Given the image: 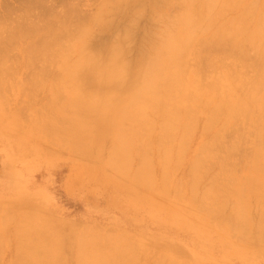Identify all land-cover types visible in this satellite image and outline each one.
<instances>
[{
  "label": "rangeland",
  "instance_id": "rangeland-1",
  "mask_svg": "<svg viewBox=\"0 0 264 264\" xmlns=\"http://www.w3.org/2000/svg\"><path fill=\"white\" fill-rule=\"evenodd\" d=\"M21 1L20 0H0V14L3 12V9L7 8V5H9L11 9H14L16 6L19 7L18 4ZM104 1H106V0H103L102 4H104ZM112 1L109 3L110 6L112 3H114L113 6H111L112 7L111 10L108 13L106 12L107 14L105 16L103 15V20H105L106 22L103 21L102 23H99L98 26H97V24L94 25L92 20L94 18V15H96L95 14L96 11H98L97 9L102 8L101 7L102 5L99 3V2H101V0L100 1L99 0H48L49 3H46V5H49V7L51 6L53 8V11L56 8L55 9L56 15H57L56 11L57 12L59 11L61 13L60 10L62 9V12H63V9H65L64 6L69 7V4H71V3L79 5V7H80L78 9L79 11L75 12V14L72 15L73 17L71 16L70 21L68 19V21L72 22V23H69L67 21L68 23L65 22V24H70V26H68V28L72 27V29L71 28L68 29L70 34L76 32L78 28L80 30V26H82V30L88 31L87 34H89L90 39L91 38L92 39H91V41H89V44H87V45L89 46L90 49L92 48V50H95L96 48H98V49L103 48V46L111 44L114 41L116 42V40L121 41L123 39L124 40L123 47L126 50L125 52H127V54L125 55V61L127 64L128 63L130 64L131 68H130L129 72L131 74H134L136 72L135 71L136 65L138 62H140L142 57L147 56L148 53L150 55L152 43L155 41V39H157L156 38L157 36L155 37V34L157 35V32H159L161 30V28H163V25L165 24V22L167 24L169 21L173 20L172 17L175 16L176 10H177V12H179L180 8L178 11V9H176V8H178V6H176V4H172L175 2L171 3V0H170V4H171L170 7H169L170 4L168 6H166V4H164L163 2L161 3L162 0L161 1L157 0V1H159L160 4H162V6L160 8L164 7L163 9L165 11L164 15L162 16L163 20L160 21L159 18H156L157 15L155 13H153V11H152L153 8H151L152 4H150V3H153V0H151L152 2H150V0H130L131 2H129L128 6L126 4V5L122 6L124 8L119 7L120 9L116 6L119 3L114 2L115 0L113 2ZM239 1H241V0H239ZM252 1H253V3H252ZM45 2H47V0L46 1L44 0L43 3H45ZM242 2H244L246 4H248L249 2L252 3L251 6H253V7L257 6L256 9L253 8L254 10L257 11V8L258 9L260 8V5L262 3H264V0H242ZM50 3L54 4L55 8ZM67 3H68V6H67ZM250 3L248 5H250ZM106 4H108V3L106 2ZM173 5H175L176 8L173 7ZM254 5H256V6H254ZM12 6L14 8H12ZM110 6L108 5V9H110ZM113 7L115 9L117 7L119 10L116 9V11L112 12V10H115V9H113ZM16 8L14 10H16ZM45 8H47V6ZM59 12H58V14H60ZM16 14H18V13H16ZM165 15H168V16H165ZM167 17H169L170 19L168 18L166 20ZM171 18H172V20H171ZM161 22L164 24L158 25V23L160 24ZM71 24L74 27L71 26ZM76 24L79 27H77ZM79 24H81V25H79ZM75 27H77V28H75ZM158 27H161V28H159V31L157 30ZM63 29L67 30V28H63ZM37 33H38V35H40L42 32L40 33V31H39ZM44 35H46V34L42 33L40 36L43 37V39H45ZM41 37L36 36V34L33 35V38L36 39V41H38L39 39L42 40ZM199 39H202V38H199ZM199 39H198V41H199ZM33 41L36 42L35 40H33ZM198 41L196 43H198ZM40 42H42V41H40ZM201 42H199V45H201V47H202L201 48L199 46L201 48V51L198 48V44H197V45H195L197 48L194 46L195 50L197 49V51L191 52V55L187 54V56L185 58V60L187 59L186 63H188V64H186V66H188V65L189 66L186 67L187 68L186 70L188 73L185 72V73H187V76H186L187 77V83H186V85H184L185 87H183L184 91L183 90L182 91L186 96L190 95L189 96L190 100L191 101L193 100V103H194V99L197 98L196 100H198L200 98L201 104L195 103V105L198 104L197 108H198V106L201 107V105H202L204 107L206 105V109L207 108L208 109L206 110V109H204L205 108L204 107L203 113H202V109L200 107H199L200 109H198L197 113L195 112V110H193L194 114L196 113L197 115L195 114L193 119L190 118L193 121L195 119V121L193 123H190V124H192L191 126L192 127L194 126L195 128L191 127L192 130L190 129L189 130L190 132L189 133L187 132L188 134L186 133L187 134L186 138L188 137L187 141H189V142H187V141H185V142L188 145L185 142L182 145H180L181 143L177 139L178 137H176L177 140L175 138H174V140H172V139H168V140L166 139L165 140L163 138L164 141H161L160 139H162V137H164V136L160 132L156 133V129H158V128H156V126H157L156 124L158 122V126H159L160 122L158 120H160V119H159V117L155 116L158 119L157 120L153 116L152 120H154V129H152V130H154V132L152 134L150 133L152 136L149 134L151 137L148 136L147 132H144V136L142 137V139L145 137V141H144V139L142 141V139L140 138L141 140H138V142L140 144L138 143L139 145L137 144L136 148L134 146V151L131 152V154L133 156L131 155V157H130L131 162L129 160L131 167L128 164V168H126V170H125L127 173L124 171L123 172L120 171V173H118L119 170L115 169L107 161V159L110 160L109 155L111 153V150H109V149L112 146V142H111L109 136H107L109 138L103 137L98 145L95 143V141L89 142V143H91V145H90V148L88 149V151L83 150V152L81 151L82 152L81 153L77 149L73 148V146L70 144L69 141L71 138L68 137L69 138L68 139L65 136L66 139L65 138L64 139L66 141H68V142H66L63 139V137L60 138L62 136L61 133L57 132V134H56L54 132L55 133L54 134L53 132H50V130L52 131L51 127H49L50 130L48 129V127L46 128V126H45L46 124L44 121H46V119H47L52 124L55 123L59 129H61V128L63 129L64 128V122H63L64 119L63 118L65 117V113L69 114L70 112H72V111L69 112L68 111L69 107L67 108L66 106H70L69 103H71L73 96L71 94H69L72 96V98H71V96H69L67 93L65 94V92H67L69 90L66 89L65 83L60 82L58 80V75L60 78V75L62 76L64 74L63 73L64 70H62L63 72L61 71L62 67L49 64V65L54 67V68H52L51 66H49L45 63L44 64L46 66H44L42 63V60H36V61H34L31 69L28 67L24 68L22 66L24 64L21 65L20 64L21 61L18 60V58H16L17 61L16 60L13 61V58H10V60L13 62V65L15 62L16 63L18 61L20 62V63H18L20 65H17V66L15 65V67H14L12 65V62L9 61V59H7L8 65L10 64L8 69H10V66H13V70H14V68H15V70L13 71L12 69H10L14 73V75L12 74L13 78L10 79V77H9L10 81H9V79H7L8 81L7 80L5 81L6 85L5 84L3 85V83L0 85V107H1L0 108V226L2 225L0 227V250H1L0 251V254H1L0 264H13V263L17 264V261H20L22 264H26V263L32 264V262L28 259V257L31 258L32 255H34L33 258H36V262L37 263L41 262V264H43V263L44 264L45 263L50 264V262L52 264L53 260L56 262V263L54 262L53 264H61L60 263L61 261H62V264H75V263L78 264V259H77L78 254L77 253L81 252L83 249H84L83 251L86 253L87 252H89V253L90 252H92V253L97 252L96 250H94V248L96 249V247H97V246L94 247V244L98 243V242H92V241H95V239H96V241H98L97 239L100 238L101 235H102V237H101V239H99L101 242L99 241L100 244H98L97 250H99L101 245H102L104 247H101V250H99L102 252V249L105 250V248H108L107 246H109L111 243L112 244L110 246H112L114 244L115 252L112 251V250H114L113 249L114 247L112 246L113 248L109 247V248H112L111 253H109V254L111 255L112 258H113L112 254H114L116 256V257H114L117 259V261L115 260L116 262H118V260L120 259V261H119L120 264L121 263L122 264H165V263L166 264L167 263L172 264L169 262L170 259L173 262L175 261L177 264H179L180 262H181L180 264H184V263L194 264L193 263L194 261H196L195 264H264V244H263L264 239H263V243H262L260 241V239L257 238L259 229H257L258 227H256L261 222V220H260L261 217H262V220L264 217V216H261V215H264L263 214L264 213V198L261 197V194L254 192L250 187V185H252V182L255 181L254 179H256V176L261 175L260 172L262 171V169H264V167H263L264 162L262 161V157L264 158V146L262 145L263 147L261 146L262 147L261 148V147H259V145H257L258 143L256 144V142L258 141L257 136L259 133V130H258L259 127L258 126L262 123L261 119H264V114H263L264 113V93H262V94L260 93V95H259V98H260L259 103L261 105L259 107L260 109L258 108L259 109L258 110L255 107L257 109L256 110L255 108H253V110L250 111L249 114H246V115H250L249 118L244 115L245 117L240 116L241 118L237 117V119H234V120L232 119L230 121L228 120L225 123L226 125L224 124L222 126L223 129L221 127L222 122L217 124L218 126L215 125L214 127H212V129H211V127H209L210 129H208V130H206L205 128L202 129V126L205 123L204 120H206V117H207L206 116L204 118V116H205L204 114L207 111V115H208L209 110L214 108V106H213L214 103H215V105H216V103H218V101H215V100H218V98L223 96V94H222V96L220 94V93H223V90H224V88L222 90V83H219L217 81L218 84L221 85L220 86L221 89H218L220 87L217 86L218 87L217 88L215 86V85H218L215 83V81L218 78H220L224 74V72H226L227 75L230 72L232 74H234L233 72H235V69L238 70L237 72H241V73H243L245 71L243 73V75L246 74L247 77H249V78L256 77V74H254L255 72L252 73V71H254L253 68H251V66H253V63L257 61L256 60L257 59L256 51L254 49L252 50V48L248 47V45L246 46L247 48L244 46L245 48L243 47L242 50H244V49L246 50L247 53L245 52V50H244V52L246 53L247 56L243 57L244 59L240 58L241 59L240 60V59H238L239 55L236 56L235 53H232L231 50H229L230 48H228V46L226 47V50L227 49L228 50L224 51L225 49L222 50V49H220L221 47H219V46L216 47V49H215V47H214L215 45L213 44V46H211L212 49L210 50L209 48H211V47H208V49H206L207 48V47L205 48L206 45L205 46L203 45L205 48L204 49L202 44H200ZM223 47L225 48L224 45H223ZM213 48H214V50H213ZM217 48L220 49L219 51H223V55L227 54L230 51L232 56L229 55L230 52L228 53V55H225V57L223 55H220L222 52H219L217 50ZM202 49H203L204 53H203ZM209 50H210V52H209ZM215 50L217 52H219L218 53V59H217V55H216ZM212 51H214L215 53ZM254 51H255V55H254ZM205 52L209 53L210 57H212L211 54L212 55L215 54L214 55L215 57L214 56L212 57L214 64H218L222 60L220 62V64L223 63L222 64L223 67L221 68L222 70H217V68H216L213 71V69H211V68L209 69V67L207 65V63H208L207 59H209V62L211 59L208 57V54H207V56H203V55H206ZM224 52H227V53H224ZM146 53H147V55H145ZM255 57H256V59H255ZM215 58L218 62L216 60H214ZM204 59H206V60L204 61ZM242 59L245 60L244 61L245 63L242 61ZM235 60H238V62ZM39 61H41L42 64ZM206 61H207V63L204 64ZM236 62H237V64H236ZM251 62H252V64H250ZM38 63H40V64H38ZM5 64L3 65L4 68L6 67ZM220 64H218V65L221 67L222 65H220ZM226 64L228 65V67ZM230 64H232V65H230ZM246 64H248L250 67ZM196 65H197V67H196ZM241 65H243V67H245L244 65H246V67H245L246 69L243 68ZM254 65H255V63H254ZM59 67H60V69H59ZM234 67H236V68L234 69ZM237 67H238V69H237ZM47 68H49V69H47ZM57 68L59 70H55ZM193 68L195 71H198V73L196 72L195 76L198 74L197 76L198 77L200 76L201 77L200 79L198 77H196L197 79L195 77H192V76H194ZM16 69H17V71H16ZM239 69H241V71ZM10 70L8 71L9 73L7 72L9 75H11V73H12V72L10 73ZM50 71L52 73H50ZM57 71H59V72L57 73ZM220 71L222 72V74L218 73ZM35 72H38V73H35ZM32 73H34V74H32ZM189 73L192 74V76H189ZM199 73H200V75H199ZM31 75L35 76V78H38V79L39 78L41 79L43 76V78H44L43 80L46 79V83L44 85L45 87L41 86L40 89L41 88L42 89L41 90L39 89L40 91L35 90V88H36L35 87L34 91H32L33 87L29 83V77H31ZM212 75H214V76H212ZM246 75L244 76V78L246 77ZM47 77H49V79ZM212 80L213 81L215 80V81L213 82ZM192 81L194 84L192 83ZM211 81L214 84H212ZM10 82H11V84H10ZM50 82L52 84H55V85L57 83H53V82H60V86L58 84V86H56L57 89L56 90L54 89L55 91H53V88H55V85L50 86V84H51ZM203 83L205 85H207L209 83L208 86L210 85L211 87L210 86L206 87ZM48 86H50L49 89H47ZM52 86H53V88H52ZM200 86H201V88H200ZM212 86L216 90L214 92H217L219 95H217V93L212 92V90H214ZM231 86H233V85L231 84ZM196 87L198 88L197 89L198 91L200 89V92L196 91ZM51 88H52V91L54 92V94L50 91ZM187 88H189L191 90V92L189 89L187 91L186 90ZM210 88H211V90H210ZM4 89H6V90H4ZM37 89H38V87H37ZM58 89L64 93H62V95H61V93H60V95H59V93H55V92H57ZM206 89H207V91H205ZM225 89H226V87H225ZM233 89H234V87H233ZM218 90H221V91L218 92ZM226 90H224V92H226ZM1 91L5 92L4 93L5 96ZM208 91L212 92V93H209ZM201 92H203V93L205 92V93L202 95ZM7 93H8V95H7ZM188 93H192V94H188ZM196 94H198V95H196ZM206 94H208V95H206ZM192 95H194V96H192ZM200 95H202V96H200ZM231 96L236 98L239 96V94L234 93ZM206 100H209V102ZM34 101H36V103ZM205 101L208 102L209 104L206 103ZM46 102H47V104H46ZM67 102H69V103H67ZM203 102H205L206 104H204ZM66 103H67V105H66ZM50 104H52V105H50ZM54 104L56 105V107ZM207 105H208V107H207ZM50 108L52 109V111H50L51 110ZM197 108L195 106V108H193V109H197ZM262 108H263V110H262ZM54 109H55V112L53 111ZM200 110H201V114H200ZM254 110H256V111H254ZM210 111H212V110H210ZM257 111L260 113H257ZM46 112L49 114H47ZM68 114L66 116H68ZM71 114H73V113H71ZM255 114H258V116L256 115L257 116L256 117ZM61 115H63V118L61 117ZM251 116H253V117H251ZM261 116L263 118H261ZM51 117H52L53 121H55V122H53L51 120ZM53 117H55V118H53ZM57 117H58V119H57ZM247 118L250 120H248ZM252 118L253 119L255 118L254 121ZM251 119H252V121H251ZM259 121H261V122H259ZM228 122H230V123H228ZM247 122H248V124H247ZM249 122H250V124H249ZM237 123H238V125H237ZM241 123H244V124H241ZM41 124L43 125V127H41ZM58 125H60V127ZM256 125H258V126H256ZM65 126H67V125H65ZM219 126L221 128H219ZM241 128H243V129H241ZM263 129H264V127H263ZM47 130H49V131H47ZM148 132H150V131H148ZM217 132H219V133H217ZM222 132L224 134H222ZM50 133H53V134H50ZM182 134L186 135L185 132H182ZM58 135L59 136L61 135V136L58 138ZM213 136H214V138H213ZM159 137H160V139H158ZM215 137H216V139H215ZM156 139H158L160 141L158 142V140L156 141ZM146 140H148L149 142ZM169 140L173 141V142L170 143ZM211 140L213 142L212 144L210 143ZM218 140H219V142L216 143V141H218ZM160 142H162V143H160ZM167 142L170 143L171 146ZM144 143H146L147 145ZM149 143H151V144H149ZM93 144H94V146H92ZM142 144L146 145L145 146V148H147L146 152L149 156L148 155H145V156L147 159L148 158L150 159V166H152V168L150 170V174H149V180H148L149 183L147 185L144 184V186H141L142 181L140 183H136V181H134V177H133L134 171H135L134 168L138 167L136 164L139 165V162L142 161V160H138L141 157L140 155H142V153L140 154V152H141L140 148L137 149ZM162 144H164L165 146ZM202 144H203V146H202ZM209 144H211V145H209ZM213 144H214V146H212ZM95 145H97V146H95ZM144 145H142V146H144ZM186 145L188 147H186ZM206 145H209L212 147L208 148V146L206 147ZM218 145H220V146H218ZM70 146H72V147H70ZM200 146H202V148ZM231 146H232V148H231ZM108 147H110V148H108ZM184 147L187 149H185ZM203 147H205V149ZM256 147H257V149L259 148L260 150L259 149L255 150ZM173 148L174 149L176 148V149L174 150ZM182 148H184V149H182ZM224 148L226 150H224ZM199 149L200 150L204 149V150L200 151ZM209 149L211 151V154L210 153H208V154L211 155L210 157L212 159L209 157V160H208L207 157L209 155L207 156L206 155L207 153L205 151L208 152ZM159 150L162 152H163V150H165V152H164L165 154L161 153ZM167 150H168V152H169V150L171 151L170 156H169L170 162L167 160V158H168L167 157V154H168ZM177 151H178V153L181 152L184 154H181V153L178 154V153H176ZM85 152H88L90 155L88 153H86V154H88L86 156ZM203 152H205V153H203ZM260 152H261V154H260ZM108 153H109V155L106 156ZM160 153L163 154V156H161ZM212 153H214V154H212ZM158 154L160 157H163V160L160 159ZM176 154L180 155L179 159H181V157L183 158V159H181L182 161L180 160V163H179L178 158L175 159L174 155H176ZM251 155H252V157L253 156L254 157L252 158ZM198 156H200L201 161L202 160L203 161H202V164L200 167L201 168L200 172H198V171L195 172L194 168L193 169L191 168V167H193L192 166L193 163H195L192 161H193V159L197 160L196 158ZM215 156H216V158H215ZM95 157H97V158H95ZM157 157H158V159H157ZM171 157H172V160H171ZM142 158H144L143 155H142L141 159ZM205 158H206V162L204 160ZM136 160H138V161H136ZM174 161H176V162H174ZM151 162H152V164H151ZM159 162L161 163L160 165H159ZM108 165H109V167L111 166V168L114 171L112 169H110L108 167ZM167 166H169V167L166 168ZM259 166H261V167H259ZM162 168L167 169V170L165 171ZM190 168L192 170H194L193 171L194 174L189 172L191 170ZM254 168H256L255 170L258 172H256L255 170L253 172ZM258 168H260V169H258ZM117 170H118V172H117L118 174L115 173ZM163 170H164V172H167V174L162 173ZM259 170H260V172H259ZM224 171L226 173H223ZM228 172L229 173L231 172V173L229 174ZM262 172L264 173V170ZM116 174L120 175V177L118 176L119 179H117ZM128 174L131 177V178L129 177L131 180L127 177ZM164 174L167 177L170 175L169 178L166 177L168 180L165 178L168 182V183L166 182L167 184L164 182L166 180L163 179L165 177ZM195 174H196V177L199 176V177H197L198 181H196V183L190 181L192 179L196 180L195 176L193 178V175H195ZM216 174H218V175H216ZM220 174H221V176H220ZM191 175H192V177H191ZM217 176L218 177L220 176V178L218 179ZM226 176H227V178H226ZM124 177L125 178L127 177V179L126 180L123 179ZM189 178H192V179H189ZM224 178H226V179H224ZM260 178H261V176H260ZM213 180H214V182H213ZM189 181H190V184L188 185ZM197 182H198V185H195V184H197ZM144 183H145V181H144ZM212 183L213 184L215 183V184L213 185ZM216 183H218V184H216ZM192 184H194L193 187H192ZM135 185L137 188L135 187ZM161 185H164L163 188L161 187ZM212 185H213V187H210V189H211L210 194H208V196L205 199L207 201H205V202L202 201V199H204L205 197L204 198H203V196L201 197L200 194L203 195V193H204L203 190L205 188H206L205 189L206 191L205 190L204 191H205V193H207V190L209 189L208 187L212 186ZM189 186L192 188H195V190H199V191H197V193L199 195H197L195 190H193V192H195L194 194H192V192H189L190 190L192 191V188H190ZM194 186H197V189ZM215 186H217V187H215ZM148 187H150V188L148 189ZM188 187L190 188V190L188 189ZM239 187H241V188H239ZM200 188L201 189L203 188V190H202L203 193L200 192ZM132 190L133 191L135 190V191L133 192ZM146 190H147V192H146ZM242 191H243V193H242ZM135 192H137V193H135ZM141 193H143L144 195ZM230 193H232V194H230ZM195 195L198 198H200V197L201 198L198 199L197 197H195ZM237 195H238V197H237ZM147 196L150 198H148ZM193 196H194L195 200L193 199ZM213 196H214V198H212ZM191 198L196 203H194L192 200H190ZM237 198H239V199H237ZM189 200L192 202H190ZM198 200H200V202L197 203ZM208 200H210L211 205H210ZM214 200H215V202L213 204ZM220 200L222 201V203H220L221 202ZM238 200H241V201L239 202ZM203 203H204V205H207V204L209 206L213 205L212 207L208 208L209 214H208V210L206 209L208 207V205H207V207L206 206L203 207V205H202ZM216 203H217V205H215ZM219 203H220V205H219ZM224 203H225V205H224ZM258 204H260V205H258ZM214 205L217 207H214ZM223 206L226 207L225 209L227 210V212L225 209L223 211V214L220 213L222 211L217 212V208L219 207L220 208L219 210H222ZM230 206H231V208L228 209ZM234 206L235 207L237 206V208H235ZM205 209H206L207 213H206ZM232 209H234V210L237 209L236 211L237 212L239 211V214L242 213L243 215L241 214V217H240L239 214L238 215L235 214V213H237L235 211H234L235 212L234 214L236 216L232 215L233 214ZM258 209H259V211H258ZM32 211L37 212V214L32 212ZM38 212H39L40 218H38L39 217ZM258 212H259V214H258ZM228 213H229V215L232 213L230 215V217L227 215ZM31 214H36V216L32 215V216H34V218H33L31 216ZM220 214H222V217L220 216ZM218 215H219V218L221 217L222 219L224 217H226V215H227L229 217V219H228V217H226V218H224V220H222L221 218H220V220H218L219 219V218H217ZM11 216H13V217H11ZM231 216H232V218L240 217L239 218V219H241L240 222L242 221V218L244 219L242 221V223L238 222L239 224L238 223H235V224H238L236 226H238L239 228H241L242 226H246L247 230L249 231V232H247V231L245 232V233H247V235H246L247 238L245 237V235L243 236L244 238L243 237L240 238V236H237V232H238V235H241L240 231L236 230V228H234L235 229L234 231H233V229L231 231L229 228V227H231V225L230 226H229V224L226 225V223H229V221L231 220ZM3 217H4V219H3L4 221L1 219ZM27 217H29L30 219ZM257 218L260 220V222H259V220H256ZM34 219H35V221H34ZM36 219H39V220H36ZM225 219L226 220L228 219V221H226ZM239 219H236V220H239ZM234 221H235V219H233V223H234ZM18 222H19V224H18ZM30 222H31V224H30ZM42 222H44V226L42 225L43 224ZM3 223H5V225H3ZM25 223H27L28 225ZM252 223L255 225L257 223L258 224L256 226H254V225H252ZM32 224L34 225V227L31 226ZM235 224H232V227L235 226ZM240 224H241V227L239 226ZM35 225H36V228H35ZM40 225H42V226H40ZM189 225L195 227V229H197L198 232L200 233L201 237L199 235L195 234L196 231L189 228ZM48 226H50V227H48ZM227 226H229V227H227ZM18 227H20V229H17ZM30 227L33 229V232L34 231L37 232V229H38L39 231L37 233L38 234L41 233L42 236L40 235V237H39V235L36 232L33 233L32 229ZM51 227H53V228L51 229ZM93 227H95V228L97 227V229L96 230H95V228L92 229ZM221 227H223V228H221ZM238 227H237V229H238ZM89 228L91 230H89ZM243 228H245V227H243ZM246 228L244 230H246ZM53 229H55L56 231H59L60 233L55 231L56 232V235H55V232ZM87 229L89 230V232L91 231L93 235L95 233L96 236L95 237L92 236V237H94V238H92L94 240H92V241L89 240V239H91V237H90L91 235L88 234L89 232ZM25 230H27V232L30 230L31 233L30 232L27 233ZM79 230H80V232H79ZM239 230H241V229H239ZM244 230L243 231L241 230L243 234H244ZM18 231L23 235H21ZM47 231H49V232L51 231L54 234H51V233L49 234ZM68 231H71V232H68ZM17 232H18L19 236H21V238H22V236H24L25 232H26L25 233L26 235L24 236V238H22L20 240V237L18 236ZM42 232L44 234H42ZM85 232H86V234H88L89 237H87ZM100 232H101V234H100ZM113 232H115V233H113ZM46 233H48V234H46ZM57 233L59 234L60 237L57 235ZM63 233H65V235ZM78 233L85 234V236L83 235V237H85V238L74 237L76 235L79 237ZM120 233H122V235ZM252 233H256L257 237L256 238L253 237L255 235ZM7 234H8V236H7ZM106 234L109 235V239H110V237H112L113 241H111L112 240L111 239L110 240L111 243H108V242L106 243V241L104 239L102 242V238ZM125 234H126V237H127V235H128V237L131 236L130 238L127 237L128 238L127 241L125 240V242H128V244L130 242L129 245L127 243H126L127 244L126 245L124 240L122 241V239H124V237H125V236L123 237V235H125ZM116 235L121 236L123 238L119 239L120 237H117ZM57 236L59 239L57 238ZM97 236H98V238H96ZM115 236H116V238H114ZM37 237H39L38 239H41V240L39 241L37 239ZM106 237H108V236H106ZM126 237H125V239H126ZM252 238H253V240H252ZM33 239L36 241H34ZM84 239L86 240V242H84L85 241ZM201 239H202V241H201ZM238 239H242L241 241H243V242H240ZM245 239H246V241H245ZM256 239H257V242H256ZM24 240H26V241L28 240L30 243H27L28 241L26 242ZM59 240H61L63 243ZM70 240H71L72 244L70 243ZM133 240H135L134 242L136 244L133 243ZM55 241L58 245L55 243ZM74 241H76V242H74ZM88 241H91L89 243L94 248H92V246H90L89 244H86ZM119 241H122L121 247H120ZM38 242H39V244H40V242L43 243V244H41L40 248L36 246V245H38ZM44 242L45 243L46 242L52 243V244H50V243L49 244H50V246L53 245V247H51V248L49 247V248L51 249V251L53 250V248H55V250L57 249V252H55V250L51 252L48 249L47 243L45 244L46 245L45 246ZM1 243L2 244L4 243V244L2 245ZM35 243H36V245H35ZM77 243H78V245H77ZM25 245H27L30 248V250L32 249L31 252L32 251L33 252L29 253L30 250H28L29 248L27 246L25 247ZM32 245H35L33 248L36 251L33 248H31ZM42 245L45 246L44 248L48 249L50 252H47V250L45 252V250L43 248L41 249ZM54 245H55V247H54ZM66 245L69 247H66ZM72 245H73V247H72ZM95 245H97V244H95ZM23 246L26 249L28 248L26 253H24L26 251V249ZM2 247H3V249H2ZM14 248L16 250L17 249L20 250V252H18V250L16 251ZM118 248L119 249L121 248L120 253H117V252H119ZM123 248H124V254H125V252H127L126 255L127 256L129 255L132 257V258L128 257L129 258L128 260H130L129 262H127L128 261V260H126L127 258L125 259L124 256L121 254L123 251ZM60 249H62L63 251L61 250L62 251L61 252ZM77 249H79V250L77 251ZM13 250H15V252ZM21 250H23L22 254H21ZM104 250H103V253H100L98 251L100 254H98V253H96V254L101 255V258L105 257V254H107V253L104 252ZM106 250H109V249H106ZM41 251L44 253H47L48 255L51 253L50 256L52 255L51 256L52 261L49 259L50 257L47 256V254L44 255V253L42 254ZM70 251H72V253ZM17 252L20 254L18 255ZM37 252L40 254V256L42 255L44 257H40L39 254H37ZM60 252H61V254H60ZM75 252H76V256H74ZM89 253H88V255H89ZM23 254H25V255H23ZM102 254H104V256H102ZM118 254H120V255L118 256ZM28 255H30V256H28ZM126 255H125V257H126ZM21 256L24 257V259H26L28 262L26 260L24 261V259ZM57 256H58V258H57ZM161 256L163 258L166 257V259L164 258L165 261L163 260V258ZM134 257H137V259H135V262L133 261V263H132L131 261H132V259H134ZM167 257H169V259ZM15 258H16V260H14ZM42 258L45 259V262ZM88 258H90V261L92 263L95 260L94 257L92 258V260H91L90 256H88ZM88 258L86 259L87 263L90 262V261H87ZM106 258H108V257H106ZM46 259H48L47 262H46ZM62 259L63 260L65 259V260L63 261ZM104 260H105V258H104ZM20 262H18V264H21ZM104 262L106 263V260ZM119 262L117 264H119ZM161 262H163V263H161ZM84 264H85V262H84ZM99 264H101V262H99ZM111 264H115V263H111Z\"/></svg>",
  "mask_w": 264,
  "mask_h": 264
},
{
  "label": "bare ground",
  "instance_id": "bare-ground-1",
  "mask_svg": "<svg viewBox=\"0 0 264 264\" xmlns=\"http://www.w3.org/2000/svg\"><path fill=\"white\" fill-rule=\"evenodd\" d=\"M21 1V0H20ZM46 1V0H45ZM100 1V0H99ZM110 0H106L104 1V4H102L103 0H101V2H99L102 6V8L100 9H97L98 11H96V15H94V18L92 20L93 24H98L99 23H102L103 21V15L105 16L110 10H111V6H113L114 3L111 4L110 6ZM114 1V0H113ZM112 1V2H113ZM157 0H153V3H150L152 4L151 5V8H153V13H155L157 15L156 18H159L160 21H162V16L164 15V7L163 8H160L162 6V4L159 3V1ZM44 0H22L18 5L19 7H15L16 10H14L15 8L12 6V8L14 9H11L9 5H7V8L6 9H3V12L0 14V85L3 83V85L5 84V81L7 79H12V74L14 75V73L10 70L12 69L13 70V66L15 67V65H22L24 68L25 67H28V68H32V65L34 63V61L36 60H42V63L44 66H46L45 64L49 65H56V66H60L62 67L61 71L64 70V74L61 76L60 75V78H59V75H58V80L60 82H63L65 83V86H66V89L69 90L67 92H65V94L67 93L68 95L71 94L73 96V99L71 101V103L67 102L70 104V106H66L67 103H66V107L68 109V111H72L68 114V116H66L67 114L65 113V117L63 118V115H61V117L64 119V128L62 129H59L57 127V125L55 123H51L50 121H48L46 119L45 122V126L46 128L48 127V129L50 130L49 127H51L52 131L50 130V132H55L57 134L58 133H61L62 136L60 137L58 135V138H62L63 139L65 138H71L70 139V144L73 146V148L77 149L78 151H82L83 150H87L90 148V145L91 141H95V143L98 145L100 143V141L102 140L103 137H107L109 136L110 137V140L112 142V146L109 150H111V153L109 155V153L106 155V156H110V160L107 159V161L110 163V165H112L115 169H118V170L115 172V173H120V171H124L126 172V168H128V164L129 166L131 167L130 165V162H131V152L134 151V146L136 148V145L139 143L138 140H141L142 137L144 136V132H147L148 133V136H150L154 130V120H152L153 116L155 117H159L160 120H158L156 117V119L160 122L159 126H158V122H157V126L156 128V133L157 132H160L164 137H162V139H160V137L158 139H160L161 141H164L163 138L166 140L168 139H172L174 140V138L176 139V137H178L177 139L180 141V145H182L185 141H187V134L190 132L189 130L191 129V125L190 123H193L195 121L192 120L194 118V115L198 112V109H202V113H203V110L206 109V105L203 107L201 105L198 106L197 108V105L200 103L201 104V101H200V98L198 100L194 99V103H193V100L191 101L190 100V95L189 96H186L183 91V87H185L184 85H186L187 83V68L188 66H186V56L187 54L191 55V52L193 51H197V49L195 50L194 46L198 44V48L200 49L201 51V45H199V42H201L200 44H202V46L206 45L205 48L208 49V47H211L213 46V44L215 45V49L216 47H221L220 49L224 50V51H227L226 50V47L228 46V48H230L229 50H231L232 53H235L236 56L239 55V58H243V57H246V50L244 52L243 47L247 46L248 47H251L252 50L254 49L256 51V55H257V59L255 57V59L257 60L254 65L253 63V66H251V68H253L255 72L254 74H256V77L254 78H244L245 75H243V73L241 72H237L238 70L235 69V72H233L234 74H232L231 72L227 75L226 72H224V74L218 78L215 83L218 84L219 83H222V90L224 88V90H226V92H224L223 90V93H220L221 96L223 94L222 97L218 98V100H215V101H218V103H214V108L213 109H210L212 111L209 110V113L207 115V111L206 113L204 114V118L206 117V120H204V124L202 126V129L205 128L206 130L210 129L209 127H214L215 125L218 126L217 124L221 123V127L229 120H234V119H237V117H240V116H246L249 118L250 115H246V114H249L250 111L253 110V108H259L261 105L259 103L260 101V98H259V95L260 93H264V3H262L260 5V8L258 9L257 8V11L254 10L256 9V7H253L251 6V4L253 3H250V5L239 1V0H171V3L172 2H175V3H172V4H176V6H178V8H176L175 5H173V7H175L176 9H178L179 11V8H180V13L177 12L176 10V14L175 16H173V20L171 18L172 21H167L168 23L165 24L164 23H158V25H163V28L161 27H158V31H159V28H161V30L159 32H157V35L155 34V37L157 39H155V41L152 43V46H151V52H150V55L148 53L145 54L147 56H144L142 57V59L140 60V62L137 63L136 65V72L134 74H131L129 72L130 70V64L126 63L125 61V55L127 54V52H125L126 50L124 49L123 47V42L124 40L122 39L121 41H117L116 42L112 41L113 43L111 44H108L106 46H103V48H96L95 50H92V48L90 49L89 46L87 44H89V41H91L90 39V36L89 34H87L88 31L86 30H82V26H80V30L79 28L77 29L76 32L70 34L69 33V30L68 29H72V27L68 28V26H70V24H65L68 23L71 19V16L73 14H75V12L79 11L78 9L80 8L79 5H76V4H69V7H65V9H63V12H62V9L60 10L61 13L58 14V12L56 11L57 15L55 14V7H54V4L50 3L53 5V7L55 8L54 11H53V8L49 5H46V3H49L48 0L47 2L43 3ZM106 2L108 4H106ZM114 2H118L119 4L116 5L118 8L121 7V8H124L122 6L126 5L128 6L129 2H131L130 0H115ZM150 2H152L150 0ZM164 3L166 4V6H168L170 4V0H162L161 3ZM47 8H45L46 6ZM99 4V5H100ZM108 5L110 6V9H108ZM45 6V7H44ZM67 6H68V3H67ZM115 6V5H114ZM171 6V4L169 5V7ZM63 7V6H62ZM116 7L117 10H119L118 8ZM168 7V8H169ZM254 8V9H253ZM113 9H115L113 7ZM115 10H112L113 11H116ZM81 11V10H80ZM121 11V10H120ZM119 11V12H120ZM107 12V13H106ZM18 13V14H16ZM81 13V12H80ZM105 13V14H104ZM178 13V14H177ZM165 16H168V15H165ZM73 17V16H72ZM93 17V16H92ZM154 17V18H155ZM171 17V16H170ZM169 17L166 18V20L168 19ZM69 19V21H68ZM170 19V18H169ZM156 20V19H155ZM158 20V19H157ZM165 20V21H166ZM68 21V22H67ZM159 21V20H158ZM91 22V23H92ZM106 22V21H105ZM157 22V21H156ZM69 23H72V22H69ZM108 23V22H107ZM110 23V22H109ZM65 24V25H64ZM106 24V23H105ZM75 25V24H74ZM77 25V24H76ZM81 25V24H79ZM103 25V24H102ZM65 26V27H64ZM71 26H73L71 24ZM100 26V25H99ZM105 26V25H104ZM74 27V26H73ZM77 27H79L77 25ZM75 27V28H77ZM63 28H67L66 29H63ZM74 28V29H75ZM99 28V27H98ZM108 28V27H107ZM62 29V30H61ZM61 30V31H60ZM127 30V29H126ZM40 33H45L46 35L45 36V39H43V37H41L40 35H38L37 32ZM71 31V30H70ZM36 34V36H39L41 37L42 40H38L36 41V39L33 38V35ZM77 34V35H76ZM127 35V34H126ZM125 37V36H124ZM127 38V37H126ZM199 38H202V39H199ZM125 39V38H124ZM199 39V41H198ZM33 40H35L36 42H34ZM42 41V42H40ZM126 41V40H125ZM198 41V43H196ZM211 42V43H210ZM43 44V45H42ZM223 45L225 46V48L223 47ZM201 48H200V47ZM203 46V48H204ZM88 47V48H87ZM196 47V46H195ZM244 47V48H245ZM94 48V47H93ZM197 48V47H196ZM204 48V49H205ZM247 48V47H246ZM127 49V48H126ZM210 50L212 49L209 48ZM220 49L217 48V50L219 51ZM209 50V52H210ZM214 50V48H213ZM199 51V52H200ZM203 51V49H202ZM216 51V50H215ZM248 51V50H247ZM255 51H254V55H255ZM214 52V51H212ZM219 52H222L220 55H223V51H219ZM216 51V55H217V59H218V53ZM230 52V51H229ZM228 52V53H229ZM230 52V56H232ZM250 52V51H249ZM204 53V51H203ZM206 53V52H205ZM215 53V52H214ZM224 53H227V52H224ZM225 54V55H228ZM193 54V53H192ZM200 54V53H199ZM208 54V57L212 60V57L215 55H212V57H210L209 53H206V55H203V56H207ZM225 55H223L225 57ZM234 55V54H233ZM142 56V55H141ZM202 56V55H201ZM200 56V57H201ZM215 57V56H214ZM228 57V56H227ZM251 57V56H250ZM10 58H13V61L16 60V58H18V60L21 61V63L18 61L17 63L15 62L14 65H13V62L10 60ZM206 58V57H205ZM221 58V57H220ZM234 58V57H233ZM12 62V65L13 66H10V69L9 68V65H8V60ZM229 59V58H228ZM232 59V58H231ZM244 59V58H243ZM242 61L244 62L245 60ZM248 59V58H247ZM200 60V59H199ZM206 59H204L205 61ZM208 60V63L207 61L204 63L208 65L209 69H216L217 70H222L221 68L223 67V63L220 64V61L218 64L222 65L221 67L218 65V64H214V61L212 62L210 60L209 62V59ZM216 60V58L214 59ZM234 60V59H233ZM241 60V59H240ZM239 60V61H240ZM249 60V59H248ZM17 61V60H16ZM217 61V60H216ZM215 61V62H216ZM238 62V60H235ZM7 62V63H6ZM41 63V61H39ZM203 62V61H202ZM218 62V61H217ZM236 62V64H237ZM6 63V64H5ZM20 63V64H18ZM38 63V64H40ZM41 63V64H42ZM45 63V64H44ZM198 63V62H197ZM245 63V62H244ZM243 63V64H244ZM248 63V62H247ZM5 64V68L3 67V65ZM234 64V63H233ZM241 64V63H240ZM252 64V62L250 63ZM8 65V66H7ZM49 65V66H51ZM227 65V64H226ZM232 65V64H230ZM229 65V66H230ZM248 65V64H246ZM246 65H244L246 67ZM206 66V65H205ZM243 67V65H241ZM249 66V65H248ZM52 68H54L53 66H51ZM59 67V69H60ZM197 67V65H196ZM207 67V66H206ZM207 67V68H208ZM228 67V65H227ZM231 67V66H230ZM233 67V66H232ZM243 67V68H245ZM250 67V66H249ZM43 68V67H42ZM56 68V67H55ZM135 68V67H134ZM219 68V69H218ZM225 68V67H224ZM241 68V67H240ZM242 68V69H243ZM49 69V68H47ZM58 68L55 69V70H59ZM191 69V68H190ZM208 69V70H209ZM227 69V68H226ZM225 69V70H226ZM238 69V67H237ZM246 69V68H245ZM248 69V68H247ZM10 70V73L11 75H9L8 71ZM15 70V68H14ZM13 70V71H14ZM51 70V69H50ZM54 70V69H53ZM192 70V69H191ZM190 70V71H191ZM194 70V68H193ZM206 70V69H205ZM224 70V71H225ZM231 70V69H230ZM241 71V69H239ZM252 70V69H251ZM250 70V71H251ZM17 71V69H16ZM35 71V70H34ZM227 71V70H226ZM6 72V73H5ZM8 72V73H7ZM43 72V71H42ZM59 71H57L58 73ZM187 72V73H185ZM196 72L198 73V71H195L193 72L194 76H192V74L189 73V76H192V77H198L197 75L195 76ZM35 73H38V72H35ZM46 73V72H45ZM50 73H52L50 71ZM192 73V72H191ZM219 74L222 72H218ZM228 73V72H227ZM251 73V74H252ZM34 74V73H32ZM40 74V73H39ZM44 74V73H43ZM42 74V75H43ZM56 74V73H55ZM216 74V73H215ZM214 74V75H215ZM232 74V75H231ZM200 75V73H199ZM212 75V76H214ZM226 75V76H225ZM41 76V75H40ZM47 76V75H46ZM209 76V75H208ZM219 76V75H218ZM250 76V75H249ZM56 77V76H55ZM207 77V76H206ZM210 77V76H209ZM216 77V76H215ZM49 79V77H47ZM57 78V77H56ZM199 79L201 78L200 76L198 77ZM208 78V77H207ZM9 79V81H10ZM43 76L42 78L38 79V78H35V76H32L29 77V83L30 85L33 87L32 88V91H34V88L35 90L37 91H40V87L43 86L45 87V83H46V79L43 80ZM197 79V78H196ZM198 79V80H199ZM57 80V79H56ZM195 80V79H194ZM208 80V79H207ZM8 81V80H7ZM191 81V80H190ZM204 81V80H203ZM213 81V80H212ZM211 81V83H212ZM213 81V82H214ZM218 81V82H217ZM60 82H53V83H57L56 85L55 84H50L51 85H55V88H53V91H55L57 89L56 86H60ZM206 82V81H205ZM208 82V81H207ZM7 83V82H6ZM19 83V82H18ZM62 83V84H63ZM189 83V82H188ZM193 83V81H192ZM201 83V82H200ZM199 83V84H200ZM11 84V82H10ZM28 84V83H27ZM194 84V83H193ZM204 84V83H203ZM209 84V83H208ZM207 85H205L206 87H209ZM214 84V83H212ZM231 84L233 86H231ZM6 85V84H5ZM29 85V86H30ZM188 85V84H187ZM198 85V84H197ZM202 85V84H201ZM235 85V86H234ZM47 89H49V87ZM195 86V85H194ZM203 86V85H202ZM204 86V87H205ZM216 87L217 86H221L220 84L218 85H215ZM231 86V87H230ZM38 87V89H37ZM64 87V86H63ZM211 87V86H210ZM213 87V86H212ZM226 87V89H225ZM234 87V89H233ZM236 87V88H235ZM52 88L50 89V91L54 94V92L52 91ZM60 88V87H59ZM201 88V86H200ZM218 88V87H217ZM40 89V90H39ZM44 89V88H43ZM55 89V90H54ZM189 88H187L186 90L188 91ZM198 88L196 87V91ZM203 89V88H202ZM205 89V88H204ZM214 89V87H213ZM218 89H221L218 88ZM6 90V89H4ZM183 90V91H182ZM190 90V89H189ZM209 90V89H208ZM211 90V88H210ZM31 91V92H32ZM36 91V92H37ZM59 91V92H58ZM207 91V89L205 90ZM216 91L215 89L212 90V92ZM221 91V90H218V92ZM2 92V91H1ZM191 92V90H190ZM200 92V89L199 91ZM209 92V91H208ZM207 92V93H208ZM212 92H209V93H212ZM3 94L5 92H2ZM51 93V94H52ZM55 93H64V92H61L59 89L57 90V92ZM187 93V92H186ZM193 93V92H192ZM192 93H188V94H192ZM197 93V92H196ZM202 95L205 93L201 92ZM200 93V94H201ZM214 93H217V92H214ZM234 93H238L239 96L234 98L232 97L231 95L234 94ZM37 94V93H36ZM39 94V93H38ZM52 94V95H53ZM187 94V95H188ZM8 95V93H7ZM50 95V94H49ZM57 95V94H56ZM64 95V94H63ZM69 95V96H71ZM198 95V94H196ZM200 95V96H202ZM208 95V94H206ZM217 95H219L217 93ZM216 95V96H217ZM3 96V95H2ZM5 96V94H4ZM35 96V95H34ZM58 96V95H57ZM65 96V95H64ZM71 96V98H72ZM194 96V95H192ZM191 96V97H192ZM237 96V95H236ZM37 97V96H36ZM232 97V98H231ZM261 97V96H260ZM4 98V97H3ZM54 98V97H53ZM193 98V97H192ZM195 98V97H194ZM209 98V97H208ZM231 98V99H230ZM29 99V98H28ZM210 99V98H209ZM233 99V100H232ZM31 100V99H30ZM33 100V99H32ZM36 100V99H35ZM51 100V99H50ZM54 100V99H53ZM220 100V101H219ZM263 100V99H262ZM57 101V100H56ZM196 101V102H195ZM198 101V102H197ZM200 101V102H199ZM204 101V100H203ZM209 102V100H206ZM205 101V102H206ZM36 103V101H34ZM48 102V101H47ZM46 102V104H47ZM55 102V101H54ZM58 102V101H57ZM203 102L204 104L208 103V102ZM53 103V102H52ZM195 103H198L195 105ZM32 104V103H31ZM34 104V103H33ZM49 104V103H48ZM57 104V103H56ZM209 104V103H208ZM2 105V104H1ZM45 105V104H44ZM52 105V104H50ZM55 105V104H54ZM197 109H193L195 108V106ZM37 106V105H36ZM193 106V107H192ZM212 106V107H213ZM3 107V106H2ZM51 107V106H50ZM56 107V105H55ZM64 107V106H63ZM200 107V108H199ZM208 107V105H207ZM211 107V108H212ZM1 108V107H0ZM49 108V107H48ZM53 108V107H52ZM204 108V109H203ZM255 108V109H256ZM51 109V108H50ZM65 109V108H64ZM208 109V108H207ZM206 109V110H207ZM256 109V110H257ZM260 109V108H259ZM258 109V110H259ZM57 110V109H56ZM193 110H195V114L193 112ZM197 110V111H196ZM254 110V111H256ZM263 110V108H262ZM41 111V110H40ZM52 111V109L50 110ZM55 112V109L53 110ZM37 112V111H36ZM262 112V111H261ZM47 113V112H46ZM73 113V114H71ZM193 113V114H192ZM257 113H260L257 111ZM49 114V113H47ZM62 114V113H61ZM200 114H201V110H200ZM264 114V113H263ZM197 115V114H196ZM258 116V114H255V116ZM260 115V114H259ZM262 115V114H261ZM152 116V117H151ZM192 116V117H191ZM244 116V117H245ZM254 116V115H253ZM251 116V117H253ZM254 116V117H255ZM256 116V117H257ZM263 116V115H262ZM261 116V118H263ZM43 117V116H42ZM45 117V116H44ZM49 117V116H48ZM60 117V116H59ZM196 117V116H195ZM224 117V118H223ZM250 117V118H251ZM55 118V117H53ZM154 118V119H155ZM192 118V119H190ZM241 118V117H240ZM247 118V119H248ZM259 118V117H258ZM58 119V117H57ZM239 119V118H238ZM253 119V118H252ZM251 119V121H252ZM255 119V118H254ZM253 119V121H254ZM257 119V118H256ZM50 120V119H49ZM51 120L53 121L52 117H51ZM250 120V119H248ZM262 120V123L258 126L259 127V133H258V141L256 142L257 145H259V147H261L262 145L264 146V119H261ZM38 121V120H37ZM239 121V120H238ZM244 121V120H243ZM250 121V122H251ZM55 122V121H53ZM242 122V121H241ZM249 122V124H250ZM258 122V121H257ZM261 122V121H259ZM230 123V122H228ZM236 123V122H235ZM43 124V123H42ZM41 124V127H43V125ZM241 124H244V123H241ZM248 124V122H247ZM259 124V123H258ZM67 125V126H65ZM226 125V124H225ZM238 125V123H237ZM253 125V124H252ZM60 127V125H58ZM206 126V127H205ZM236 126V125H235ZM242 126V125H241ZM244 126V125H243ZM246 126V125H245ZM194 127V126H193ZM192 127V128H193ZM219 126V128H221ZM225 127V126H224ZM195 128V127H194ZM42 129V128H41ZM40 129V130H41ZM151 129V130H150ZM223 129V127H222ZM243 129V128H241ZM47 130V131H49ZM192 130V129H191ZM150 131V132H148ZM152 131V132H151ZM210 131V130H209ZM218 131V130H217ZM231 131V130H230ZM255 131V130H254ZM182 132H185L186 135L182 134ZM206 132V131H205ZM256 132V131H255ZM48 133V132H47ZM53 133H50V134H53ZM54 133V134H55ZM151 133V134H150ZM219 133V132H217ZM227 133V132H226ZM233 133V132H232ZM241 133V132H240ZM150 134V135H149ZM222 134H224L222 132ZM236 134V133H235ZM56 136V135H55ZM152 136V135H151ZM150 136V137H151ZM219 136V135H218ZM243 136V135H242ZM107 137V138H109ZM158 137V136H157ZM221 137V136H220ZM65 138V139H66ZM68 138V139H69ZM141 138V139H140ZM214 138V136H213ZM64 139V140H65ZM67 139V140H68ZM144 141H145V137L143 138ZM142 139V141H143ZM149 139V138H148ZM156 139V141L158 140ZM176 139V140H177ZM186 139V140H185ZM216 139V137H215ZM63 140V141H64ZM109 140V141H110ZM158 140V142L160 141ZM213 140V139H212ZM211 140V144L213 143ZM66 141V140H65ZM148 141V140H146ZM170 141V140H169ZM168 141V142H169ZM240 141V140H239ZM238 141V142H239ZM68 142V141H66ZM104 142V141H103ZM106 142V141H105ZM137 142V143H136ZM149 142V141H148ZM157 142V143H158ZM167 142V143H168ZM173 142V141H170V143ZM189 142V141H187ZM208 142V143H209ZM215 142V141H214ZM219 142L216 141V143ZM64 143V142H63ZM62 143V144H63ZM136 143V144H135ZM162 143V142H160ZM168 143V144H170ZM177 143V144H178ZM186 143V142H185ZM241 143V142H240ZM239 143V144H240ZM245 143V142H244ZM65 144V143H64ZM67 144V143H66ZM140 144V143H139ZM138 144V145H139ZM146 144V143H144ZM142 144V145H144ZM151 144V143H149ZM165 144V143H164ZM162 144V145H164ZM178 144V145H179ZM187 144V143H186ZM209 144V145H211ZM215 144V143H214ZM214 144L212 146H214ZM95 145V146H97ZM140 146L138 147L137 149L140 148L141 152L140 154L142 153V155L144 156V158L141 159L142 155H140L141 157L138 159V160H142L139 162V165L136 164L138 167L137 168H134L135 171H134V181H136V183H140L142 181V185L141 186H144V184H148L149 183V174H150V170L152 168V166H150V159L146 158L145 155H148L147 152H146V149L145 146L147 145H144V146ZM177 145V146H178ZM188 145V144H187ZM186 145V147H188ZM209 145H206V147L208 146V148L212 147V146H209ZM256 145V146H257ZM62 146V145H61ZM70 146V147H72ZM94 146V144L92 145ZM165 146V145H164ZM171 146V144H170ZM174 146V145H173ZM172 146V147H173ZM203 146V144H202ZM202 146H200L202 148ZM220 146V145H218ZM223 146V145H222ZM221 146V147H222ZM226 146V145H225ZM236 146V145H235ZM262 146V147H263ZM176 147V146H175ZM180 147V146H179ZM220 147V148H221ZM230 147V146H229ZM228 147V148H229ZM238 147V146H237ZM261 147V148H262ZM100 148V147H99ZM150 148V147H149ZM185 148V147H184ZM182 148V149H184ZM205 149V147H203ZM232 148V146H231ZM145 149V150H144ZM161 149V148H160ZM163 149V148H162ZM172 149V148H171ZM174 149V148H173ZM176 149V148H175ZM174 149V150H175ZM187 149V148H185ZM203 149V150H204ZM207 149V148H206ZM212 149V148H211ZM259 149V148H258ZM257 147L255 150H258ZM74 150V149H73ZM139 150V151H140ZM200 150V149H199ZM203 150H200V151H203ZM216 150V149H215ZM224 150H226L224 148ZM231 150V149H230ZM233 150V149H232ZM237 150V149H236ZM260 150V149H259ZM160 151V150H159ZM262 151V150H261ZM13 152V151H12ZM73 152V151H72ZM81 152V153H82ZM103 152V151H102ZM109 152V151H108ZM138 152V151H137ZM161 153H164L165 150L160 151ZM170 150L168 152L167 150V160L170 162L169 160V156H170ZM207 154V156L209 155L208 153L211 154V151L210 149L207 151H205ZM203 152V153H205ZM216 152V151H215ZM88 153V152H85V154ZM136 153V152H135ZM149 153V152H148ZM160 153V154H161ZM178 153V151L176 152ZM181 152H179L178 154H180ZM89 154V153H88ZM86 154V156L88 155ZM165 154V153H164ZM174 155L175 156V159L178 158L179 160V163H180V160L183 159L181 157L180 158V155ZM181 154H184V153H181ZM202 154V153H201ZM214 154V153H212ZM254 154V153H253ZM257 154V153H256ZM261 154V152H260ZM15 155V154H14ZM80 155V154H79ZM90 155V154H89ZM179 157H178V156ZM204 155V154H203ZM202 155V156H203ZM133 156V155H132ZM149 156V155H148ZM159 156V154H158ZM161 156H163V154H161ZM172 156V155H171ZM177 156V157H176ZM182 156V155H181ZM211 155H209L207 158L209 160V157ZM213 156V155H212ZM222 156V155H221ZM135 157V156H134ZM138 157V156H137ZM160 157V156H159ZM199 157V158H198ZM195 160L193 159L192 162H195L193 163V167H191L192 169L194 168L195 172L198 171L200 172L201 170V164H202V161L200 159V156H198ZM219 157V156H218ZM226 157V156H225ZM252 157V155H251ZM254 157V156H253ZM252 157V158H253ZM262 157V156H261ZM89 158V157H88ZM97 158V157H95ZM211 158V157H210ZM216 158V156H215ZM103 159V158H102ZM137 159V158H136ZM158 159V157H157ZM161 160H163V157H160ZM159 159V160H160ZM174 159V160H175ZM212 159V158H211ZM251 159V158H250ZM99 160V159H98ZM130 160V162H129ZM136 160V161H138ZM149 160V161H148ZM158 160V161H159ZM160 160V161H161ZM171 160H172V157H171ZM177 160V161H178ZM205 162H206V158L204 159ZM216 160V159H215ZM157 161V162H158ZM182 161V160H181ZM201 161V162H200ZM221 161V160H220ZM248 161V160H247ZM262 161L264 162V158L262 157ZM172 162V161H171ZM176 162V161H174ZM224 162V161H223ZM204 163V162H203ZM108 164V163H107ZM132 164V163H131ZM152 164V162H151ZM161 163L159 162V165ZM264 164V163H263ZM158 165V166H159ZM222 165V164H221ZM99 166V165H98ZM163 166V165H162ZM170 166V165H169ZM169 166H167L166 168H168ZM203 166V165H202ZM223 166V165H222ZM107 167V166H106ZM109 167V165H108ZM129 167V168H130ZM171 167V166H170ZM261 167V166H259ZM264 167V165H263ZM110 169L111 166L109 167ZM165 168V167H164ZM162 168V169H164ZM190 168V169H191ZM109 169V170H110ZM133 169V170H134ZM161 169V168H160ZM170 169V168H169ZM189 169V170H190ZM190 170L189 172L194 174V170ZM218 169V168H217ZM256 168L253 169V172ZM260 169V168H258ZM108 170V171H109ZM113 170V169H112ZM130 170V169H129ZM165 171L167 169H164ZM163 172L162 173H165L167 174V172ZM221 170V169H220ZM232 170V169H231ZM264 169H262L263 171ZM114 171V170H113ZM161 171V170H160ZM169 171V170H168ZM192 171V172H191ZM223 171V170H222ZM256 171V170H255ZM260 172L261 175L259 176H256V179H254L255 181L252 182V185H250L251 189L254 191V192H257L259 194H261V197L264 198V173L263 172ZM130 172V171H129ZM219 172V171H218ZM258 172V171H256ZM107 173V172H106ZM113 173V172H112ZM117 173V174H118ZM127 173V172H126ZM189 173V174H190ZM220 173V172H219ZM218 173V174H219ZM223 173H226L225 171ZM229 173V172H228ZM231 173V172H230ZM229 173V174H230ZM116 174V175H117ZM133 174V173H132ZM164 174V175H165ZM216 174V175H218ZM106 175V174H105ZM200 175V174H199ZM215 175V176H216ZM227 175V174H226ZM120 175H117V179H119ZM170 176V175H169ZM169 176L167 177L165 175V177L163 179H165L166 177L169 178ZM190 176V175H189ZM195 176V179L196 180H193L192 178H189V179H192L190 181L192 182H195L198 181V178L199 176L196 177V174L193 175V178ZM214 176V177H215ZM221 176V174H220ZM220 176L217 178L219 179ZM261 176V178H260ZM123 177V176H122ZM127 177L129 178V174L127 175ZM127 177L123 178V179H127ZM188 177V176H187ZM192 177V175H191ZM131 178V177H130ZM129 178V179H130ZM148 178V179H147ZM166 178V179H167ZM216 178V177H215ZM227 178V176H226ZM224 178V179H226ZM259 178V179H258ZM122 179V180H123ZM165 179V180H166ZM258 179V180H257ZM116 180V179H115ZM131 180V179H130ZM168 180V179H167ZM164 181L165 183L167 182ZM223 180V179H222ZM228 180V179H227ZM235 180V179H234ZM145 181V183H144ZM190 181L188 183V185L190 184ZM224 181V180H223ZM226 181V180H225ZM233 181V180H232ZM123 182V181H122ZM147 182V183H146ZM191 182V183H192ZM214 182V180H213ZM227 182V181H226ZM129 183V182H128ZM163 183V182H162ZM168 183V182H167ZM166 183V184H167ZM132 184V183H131ZM213 184V183H212ZM215 184V183H214ZM213 184V185H214ZM218 184V183H216ZM248 184V183H247ZM127 185V184H126ZM140 185V184H139ZM194 184H192V187H193ZM195 185H198V182L197 184ZM212 186H209L208 190H207V193H205V191L203 190V188L201 189L200 188V192L203 193L200 194V196L204 199H202V201H207L205 200L206 197L208 196V194H210V187H213ZM227 185V184H226ZM129 186V185H128ZM132 186V185H131ZM164 185H161V187L163 188ZM191 186V185H190ZM189 186V187H190ZM136 187V185H135ZM188 189L190 190V187ZM196 187L197 189V186H194ZM199 187V186H198ZM217 187V186H215ZM131 188V187H130ZM129 188V189H130ZM137 188V187H136ZM135 188V189H136ZM150 187H148L149 189ZM158 188V187H157ZM165 188V187H164ZM178 188V187H177ZM226 188V187H225ZM241 188V187H239ZM238 188V189H239ZM132 189V188H131ZM146 189V188H145ZM138 190V189H137ZM193 190H195V188H192V191L190 190L189 192H192V194H194L195 192H193ZM203 190V192H202ZM240 190V189H239ZM242 190V189H241ZM133 191V190H132ZM135 191V190H134ZM133 191V192H134ZM153 191V190H152ZM179 191V190H178ZM196 193L197 191L199 190H195ZM226 191V190H225ZM237 191V190H236ZM140 192V191H139ZM147 192V190H146ZM165 192V191H164ZM137 193V192H135ZM150 193V192H149ZM166 193V192H165ZM240 193V192H239ZM243 193V191H242ZM133 194V193H132ZM143 194V193H141ZM161 194V193H160ZM232 194V193H230ZM237 194V193H236ZM144 195V194H143ZM165 195V194H164ZM197 195H199L197 193ZM140 196V195H139ZM148 197V196H147ZM195 197H197L195 195ZM200 197V198H201ZM216 197V196H215ZM218 197V196H217ZM225 197V196H224ZM238 197V195H237ZM146 198V197H145ZM150 198V197H148ZM198 198V197H197ZM198 198V199H200ZM214 198V196L212 197ZM211 198V199H212ZM193 199H194V196H193ZM209 199V198H208ZM210 199V200H211ZM239 199V198H237ZM192 200V198L190 199ZM189 200V201H190ZM195 200V199H194ZM194 200H192L194 203H196ZM210 200L209 203H210ZM190 201V202H192ZM201 201V202H202ZM221 201V200H220ZM239 202L241 200H238ZM260 201V200H259ZM152 202V201H151ZM200 202V200L197 201V203ZM215 200L213 201V204H214ZM208 203V202H207ZM222 203V201L220 202ZM219 203V205H220ZM226 203V202H225ZM224 203V205H225ZM201 204V203H200ZM203 207L207 205H204V203L202 204ZM201 205V206H202ZM211 205V203H210ZM217 205V203L215 204ZM214 207H217L215 206ZM227 205V204H226ZM260 205V204H258ZM198 206V205H197ZM213 206V205H212ZM212 206H209L206 208L208 210V214H209V207H212ZM224 207V206H223ZM222 207V210H219L220 208L218 207L217 208V212L218 211H222L220 213L223 214V211L226 207L223 208ZM235 207V206H234ZM259 207V206H258ZM257 207V208H258ZM199 208V207H198ZM231 206L228 208L230 209ZM237 208V206L235 207ZM200 209V208H199ZM202 209V208H201ZM204 209V208H203ZM205 209V211H206ZM211 209V208H210ZM8 210V209H7ZM226 210V209H225ZM237 210V209H236ZM236 210L232 209V212L233 214L232 215H235V214H239V211L237 212ZM31 211V210H30ZM29 211V212H30ZM37 211V210H36ZM237 213H235V212ZM259 211V209H258ZM8 212V211H7ZM34 212V211H32ZM31 212V213H32ZM202 212V211H201ZM227 212V210H226ZM37 214V212H34ZM207 213V211H206ZM235 213V214H234ZM241 213V212H240ZM6 214V213H5ZM36 214H31L32 215H35ZM183 214V213H182ZM219 214V213H218ZM222 214H220V216L222 217ZM230 214V215H231ZM242 214V213H241ZM241 214H239V216L241 217ZM259 214V212H258ZM264 214V213H263ZM8 215V214H7ZM13 215V214H12ZM30 215V214H29ZM38 215H39V212H38ZM184 215V214H183ZM192 215V214H191ZM196 215V214H195ZM198 215V214H197ZM207 215V214H206ZM229 217V213L227 214ZM226 215V217H228ZM243 215V214H242ZM19 216V215H18ZM236 216V215H235ZM234 216V217H235ZM259 216V215H258ZM257 216V217H258ZM261 216H264V215H261ZM260 216V217H261ZM2 217V216H1ZM13 217V216H11ZM34 218V216H32ZM43 217V216H42ZM183 217V216H182ZM195 217V216H194ZM215 217V216H214ZM220 217V218H221ZM224 217V218H226ZM228 217V219H229ZM240 217L238 218H232L231 216V222L229 221V223H226L229 224V226L231 225V227L227 226L230 228V230L233 231L235 230L234 228H236V230L240 231L241 232V235L243 234L242 231L246 228V226H242L241 227V224L239 225L241 228H239L238 225L239 223H242V221L244 220L242 218V221L240 222L241 219H239ZM244 217V216H243ZM29 218V217H27ZM26 218V219H27ZM40 218V215L39 217ZM203 218V217H202ZM216 218V217H215ZM219 218V215L218 217ZM216 218V219H217ZM220 218L218 220H220ZM224 218L222 220H224ZM259 218V217H258ZM256 219V220H259V219ZM2 220L4 219L1 218ZM30 219V218H29ZM210 219V218H209ZM228 219L226 221H228ZM233 219H235L234 223H233ZM236 219H239V220H236ZM246 219V218H245ZM18 220V219H17ZM33 220V219H32ZM31 220V221H32ZM36 220H39V219H36ZM48 220V219H47ZM247 220V219H246ZM261 220V222H260ZM259 220V225L256 226L255 224L252 223V225L258 227L257 229H259L258 231V235L256 233H252L254 234L255 236L253 237H257L258 239H260V241L263 243V239H264V217H263V220H262V217L261 219ZM4 221V220H3ZM6 221V220H5ZM35 221V219H34ZM201 221V220H200ZM225 221V222H226ZM7 222V221H6ZM25 222V221H24ZM205 222V221H204ZM210 222V221H209ZM221 222V221H220ZM239 222V223H238ZM256 222V221H255ZM258 222V221H257ZM8 223V222H7ZM6 223V224H7ZM40 223V222H39ZM43 226H44V222H42ZM50 223V222H49ZM207 223V222H206ZM212 223V222H211ZM235 223H238V224H235ZM244 223V222H243ZM2 224V223H1ZM19 224V222H18ZM27 224V223H25ZM31 224V222H30ZM29 224V225H30ZM35 224V223H34ZM232 224H235V226L232 227ZM3 225H5V223H3ZM24 225V224H23ZM28 225V224H27ZM26 225V226H27ZM37 225V224H36ZM36 225H35V228H36ZM40 225V226H42ZM247 225V224H246ZM2 226V225H1ZM0 226V227H1ZM32 227H34V225L32 224L31 225ZM54 226V225H53ZM197 226V225H196ZM17 227V226H16ZM50 227V226H48ZM47 227V228H48ZM220 227V226H219ZM238 227V229H237ZM245 227V228H243ZM7 228V227H6ZM23 228V227H22ZM21 228V229H22ZM31 228V227H30ZM34 228V229H35ZM39 228V227H38ZM53 227H51L52 229ZM56 228V227H55ZM87 228V227H86ZM95 227H93L92 229H94ZM189 228H191L192 230L196 231L195 234L200 235V233L198 232L197 229H195V227L193 226H190L189 225ZM223 228V227H221ZM243 228V229H242ZM17 229H20V227H18ZM28 229V228H27ZM32 229V228H31ZM40 229V228H39ZM65 229V228H64ZM97 229V227L95 228V230ZM241 229V230H239ZM36 230V229H35ZM42 230V229H41ZM54 232L56 231L55 229H53ZM88 230V229H87ZM89 230H91L89 228ZM88 230V232H89ZM17 231V230H16ZM27 232V230H25ZM39 230L37 229V232ZM111 231V230H110ZM249 232L246 228V230H244V234L241 236V235H238V232H237V236H240V238H242L244 235L246 237L247 233L245 232ZM254 231V230H253ZM19 232V231H18ZM17 232V234H18ZM23 232V231H22ZM25 232V233H26ZM30 230L27 232L29 233ZM32 232H33V229H32ZM36 232V231H34ZM33 232V233H34ZM36 232V233H37ZM44 232V231H43ZM42 232V234H44ZM49 234H54L53 232H49L47 231ZM56 232H59V231H56ZM56 232H55V235H56ZM68 232H71V231H68ZM80 232V230H79ZM91 232V231H90ZM88 233L89 235H91V239L89 240H94L92 238H94L96 235L94 233V235L91 233ZM256 232V231H255ZM3 233V232H2ZM20 233V232H19ZM24 233V236L26 235ZM31 233V232H30ZM32 233V234H33ZM46 233V234H48ZM60 233V232H59ZM67 233V232H66ZM75 233V232H74ZM99 233V232H98ZM104 233V232H103ZM112 233V232H111ZM115 233V232H113ZM21 234V233H20ZM31 234V235H32ZM38 234V233H37ZM45 234V235H46ZM65 235V233H63ZM79 234V237L76 235L74 237L76 238H80V237H83V235L85 236V234L83 233H78ZM87 235V237H89ZM101 234V232H100ZM122 235V233H120ZM124 234V233H123ZM23 235V234H21ZM34 235V234H33ZM39 237L41 235L38 234ZM57 235L59 236V234L57 233ZM81 235V236H80ZM99 235V234H98ZM250 235V234H249ZM257 235V236H256ZM8 236V234H7ZM17 236V235H16ZM19 236V234H18ZM24 236H22V238H24ZM28 236V235H27ZM42 236V235H41ZM51 236V235H50ZM57 236V238H58ZM94 236V237H92ZM100 236V235H99ZM108 236V237H106ZM117 236V235H116ZM116 236L114 238H116ZM126 237V234L123 235V237ZM261 236V237H260ZM20 237V240L22 239L21 236ZM18 237V238H19ZM31 237V236H30ZM33 237V236H32ZM35 237V236H34ZM37 237V239L39 238ZM60 237V236H59ZM86 237V238H87ZM102 237V235H101ZM98 238V236L96 238H98L96 241H92V242H98V243H95L97 245L94 244V247H98V244H100V240L101 239ZM107 239H106V238ZM117 237H120L119 239H122L123 237L121 236H117ZM122 239V241L125 240L127 241L128 238H130L131 236L126 237V239ZM249 237V236H248ZM28 238V237H27ZM36 238V237H35ZM34 238V239H35ZM56 238V237H55ZM66 238V237H65ZM75 238V239H76ZM85 238V237H83ZM244 238V237H243ZM247 238V237H246ZM33 239V240H34ZM59 239V238H58ZM74 239V238H73ZM82 239V238H81ZM88 239V238H87ZM103 239L106 241V243H111V241H113L112 237H110L109 239V235L106 234L103 238H102V242H103ZM112 239V240H111ZM198 239V238H197ZM19 240V239H18ZM39 241L41 239H38ZM44 240V239H43ZM62 240V239H61ZM59 240V241H61ZM85 240V239H84ZM83 240V241H84ZM111 240V241H110ZM240 242H243L241 241L242 239H238ZM253 240V238H252ZM26 241V240H24ZM28 241V240H27ZM26 241V242H27ZM36 241V240H34ZM73 241V240H72ZM91 241H88L86 244H89L90 246H92L89 242ZM100 241V242H99ZM104 241V242H105ZM110 241V242H109ZM122 241H119L120 242V247H121V242ZM135 240H133V243ZM202 241V239H201ZM246 241V239H245ZM259 241V242H260ZM62 242V241H61ZM76 242V241H74ZM82 242V241H81ZM86 242V240L84 241ZM204 242V241H203ZM256 242H257V239H256ZM27 243H30L29 241ZM47 243V242H46ZM44 242V245L46 244ZM50 243V242H49ZM47 243L48 245V249L51 251V247L50 244L52 243ZM56 243V241H55ZM63 243V242H62ZM70 243H71V240H70ZM69 243V244H70ZM114 243V242H113ZM128 244V242H125V244ZM2 244V243H1ZM4 244V243H3ZM2 244V245H3ZM32 244V243H31ZM34 244V243H33ZM41 243L39 244L38 242V245H35L37 247L40 248L41 246ZM54 244V243H53ZM57 244V243H56ZM55 244V245H56ZM72 244V243H71ZM112 244V243H111ZM110 244V245H111ZM126 244V245H127ZM130 244V242H129ZM128 244V245H129ZM136 244V243H135ZM264 244V243H263ZM1 245V246H2ZM17 245V244H16ZM35 245H32L31 248H33ZM54 245V247H55ZM58 245V244H57ZM68 245V244H67ZM66 247H69L67 246ZM78 245V243H77ZM107 246L108 248H105L102 249V252L99 251L101 250V247H104L101 245L100 249L97 250L98 248L96 247V249L92 246V248H94V250H96L97 252H84L83 250L79 253H77L78 255V264H89L91 261H90V258H88V256L91 257V260L92 258L94 257L95 260L92 264H99V262H101V264H111V263H115L117 264L120 259L117 261L116 257L114 254L113 255V258L111 257V255L109 253H111V250L112 248L114 247V244L112 246ZM262 245V244H261ZM15 246V245H14ZM18 246V245H17ZM22 246V245H21ZM20 246V247H21ZM27 245H25L26 247ZM30 246V245H29ZM46 246V245H45ZM42 245L41 249L43 248L46 252H50L48 249H45ZM85 246V245H84ZM100 246V245H99ZM24 247V246H23ZM22 247V248H23ZM24 247V248H25ZM28 247V246H27ZM50 247V248H49ZM73 247V245H72ZM78 247V246H77ZM76 247V248H77ZM88 247V246H87ZM109 247H112V248H109ZM130 247V246H129ZM18 248V247H17ZM29 248V247H28ZM27 248V249H28ZM36 248V247H35ZM57 248V247H56ZM59 248V247H58ZM62 248V247H61ZM90 248V247H89ZM3 249V247H2ZM15 249V248H14ZM26 249V248H25ZM27 249L24 253L27 252ZM34 249V248H33ZM106 249H109V250H106ZM115 252V247L113 248ZM119 249V248H118ZM121 249V248H120ZM120 249H119V252L117 253H120ZM145 249V248H144ZM16 250V249H15ZM15 250H13L15 252ZM18 250V249H17ZM16 250V251H17ZM30 250V248L28 249ZM32 250V249H31ZM30 250L29 253H32ZM35 250V249H34ZM43 250V251H44ZM55 248H53L52 251H54ZM59 250V249H58ZM62 249H60L61 251ZM67 250V249H66ZM79 249H77L78 251ZM103 250L104 252H106L107 254H105V257H102L101 258V255H97L96 253L100 254V253H103ZM140 250V249H139ZM1 251V250H0ZM22 251L21 250V254H22ZM36 251V250H35ZM51 251V252H52ZM63 251V250H62ZM61 251V252H62ZM100 253H99V252ZM122 251V250H121ZM18 252H20V250H18ZM17 252V253H18ZM55 252H57V249L55 250ZM59 252V251H58ZM60 252V254H61ZM72 253V251H70ZM140 252V251H139ZM144 252V251H143ZM142 252V253H143ZM2 253V252H1ZM28 253V254H29ZM41 253L43 254L44 252L41 251ZM89 253V255H88ZM20 253H18L19 255ZM37 254H39L37 252ZM47 254V253H44V255ZM51 254V253H50ZM50 254L47 256H49L48 258L51 260L52 259V255L50 256ZM57 254V253H56ZM104 254H102V256H104ZM109 254V255H108ZM124 258L126 260H128L129 258L128 257H131V256H127V252H125L124 254V248H123V251L121 253ZM129 254V253H128ZM144 254V253H143ZM162 254V253H161ZM160 254V255H161ZM25 255V254H23ZM59 255V254H58ZM72 255V254H71ZM107 255V256H106ZM117 255V254H116ZM120 254H118L119 256ZM126 255V257H125ZM1 256V254H0ZM30 256V255H28ZM27 256V257H28ZM38 256V255H37ZM40 256V254H39ZM60 256V255H59ZM62 256V255H61ZM76 256V252H75V255ZM159 256V255H158ZM16 257V256H15ZM22 257V256H21ZM26 257V256H25ZM34 255H32V257H28V259L32 262V264H41L40 263H37L36 262V258H33ZM40 257H44V256H40ZM54 257V256H53ZM56 257V256H55ZM108 257V258H106ZM111 257V258H110ZM138 257V256H137ZM137 257H134V259H132V263L133 261L135 262V259H137ZM160 257V256H159ZM162 257V256H161ZM24 259V257H22ZM58 258V256H57ZM75 258V257H74ZM88 258L87 261H90V262H86V259ZM101 258V259H100ZM106 260V263L104 262ZM118 258V257H117ZM132 258V257H131ZM163 258V257H162ZM166 259V257H164ZM163 258V260H164ZM169 259V257H167ZM43 259V258H42ZM54 259V258H53ZM76 259V258H75ZM104 261H103V260ZM16 260V258L14 259ZM26 259H24L25 261ZM44 262H45V259H43ZM48 259H46V262H47ZM49 260V261H50ZM60 260V259H59ZM63 260V259H62ZM65 260V259H64ZM63 260V261H64ZM116 260V261H115ZM162 260V259H161ZM23 261V260H22ZM27 261V260H26ZM52 261V260H51ZM75 261V260H74ZM130 260H128L127 262H129ZM137 261V260H136ZM156 261V260H155ZM165 261V260H164ZM163 261V262H164ZM18 262L20 261H17V264ZM28 262V261H27ZM55 261L53 260L52 264L54 263ZM161 262V263H163ZM170 263L172 264H175L176 262L172 261L171 259L169 260ZM21 263V262H20ZM56 263V262H55ZM62 264V261L60 262ZM90 263V264H91ZM181 263V262H180ZM179 263V264H180ZM194 264L196 263V261L193 262ZM14 264V263H13ZM22 264V263H21ZM27 264V263H26ZM44 264V263H43ZM47 264V263H45ZM51 264V262H50ZM76 264V263H75ZM120 264V262H119ZM122 264V263H121ZM166 264V263H165ZM168 264V263H167ZM177 264V263H176ZM186 264V263H184Z\"/></svg>",
  "mask_w": 264,
  "mask_h": 264
}]
</instances>
